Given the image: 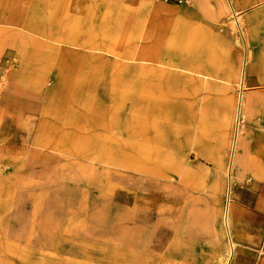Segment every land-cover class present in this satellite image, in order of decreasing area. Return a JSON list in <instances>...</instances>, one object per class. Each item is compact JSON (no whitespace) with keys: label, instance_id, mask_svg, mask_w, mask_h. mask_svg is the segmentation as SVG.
<instances>
[{"label":"rangeland","instance_id":"374dc122","mask_svg":"<svg viewBox=\"0 0 264 264\" xmlns=\"http://www.w3.org/2000/svg\"><path fill=\"white\" fill-rule=\"evenodd\" d=\"M176 7L0 0V264H123L114 235L129 238L124 264L229 253L213 164L170 156L171 73L207 70L209 51L200 36L171 38ZM201 164L198 190L186 169Z\"/></svg>","mask_w":264,"mask_h":264},{"label":"crops","instance_id":"0c3cea01","mask_svg":"<svg viewBox=\"0 0 264 264\" xmlns=\"http://www.w3.org/2000/svg\"><path fill=\"white\" fill-rule=\"evenodd\" d=\"M174 3L168 22L164 15L170 30L174 26L171 38L184 32L191 45L200 36L209 51L202 57L207 70L170 75V156L194 155L213 164V189L224 196L220 236L224 252L225 244L232 248L228 264H264V0ZM229 12L235 21L241 18V42ZM186 171L193 172L190 187L205 189L206 166Z\"/></svg>","mask_w":264,"mask_h":264},{"label":"bare ground","instance_id":"6f19581e","mask_svg":"<svg viewBox=\"0 0 264 264\" xmlns=\"http://www.w3.org/2000/svg\"><path fill=\"white\" fill-rule=\"evenodd\" d=\"M232 24H233V26L235 27V29L238 31V33H239V35H240V31H239V29L241 28V26H242V22H241V18H238L237 19V21H235L234 19H233V22H232ZM216 25V24H215ZM236 32V31H235ZM48 43V42H47ZM241 44V43H240ZM51 49V48H50ZM19 57V56H18ZM16 61V60H15ZM19 62H20V60H19ZM12 68V67H11ZM6 72V71H5ZM55 74V73H54ZM52 76V75H51ZM6 78V77H5ZM0 81H1V79H0ZM13 83H14V81H13ZM51 84H52V82H50ZM46 101V100H45ZM30 147V146H29ZM235 147V146H234ZM28 152V151H27ZM231 170V169H230ZM120 186V185H119ZM111 191V190H110ZM114 192V191H113ZM105 193V192H104ZM229 202V201H228ZM116 219H118V218H116ZM227 220V219H226ZM226 223V222H225ZM227 224V223H226ZM117 230H118V228H116ZM112 237V244H113V250L116 252L117 250H118V245L120 246H122V251L124 252V253H122V261H123V264L124 263H128V260H129V258H130V255H129V253H127V251L125 250V245H127V243L129 242V241H127L129 238H128V236L125 238V242L124 241H122V240H120L117 236H111ZM120 243V244H119ZM233 247V246H232ZM228 251H229V253L228 254H226L225 255V260H224V262H221V264H228V261H229V258H230V255H231V250H232V248H231V246L229 245V249H227ZM226 250V251H227ZM175 261V260H174ZM175 263V262H174ZM170 264V263H169Z\"/></svg>","mask_w":264,"mask_h":264},{"label":"built area","instance_id":"2783aa9c","mask_svg":"<svg viewBox=\"0 0 264 264\" xmlns=\"http://www.w3.org/2000/svg\"><path fill=\"white\" fill-rule=\"evenodd\" d=\"M165 1H174L177 2L179 4H183L185 2V0H165ZM233 17H236V13L233 12Z\"/></svg>","mask_w":264,"mask_h":264},{"label":"water","instance_id":"95a60500","mask_svg":"<svg viewBox=\"0 0 264 264\" xmlns=\"http://www.w3.org/2000/svg\"><path fill=\"white\" fill-rule=\"evenodd\" d=\"M239 122V121H238ZM237 125H238V123H237Z\"/></svg>","mask_w":264,"mask_h":264}]
</instances>
